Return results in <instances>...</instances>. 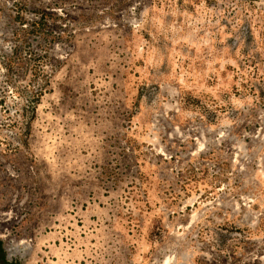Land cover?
Here are the masks:
<instances>
[{"label":"rangeland","instance_id":"obj_1","mask_svg":"<svg viewBox=\"0 0 264 264\" xmlns=\"http://www.w3.org/2000/svg\"><path fill=\"white\" fill-rule=\"evenodd\" d=\"M0 264H264V0H0Z\"/></svg>","mask_w":264,"mask_h":264}]
</instances>
